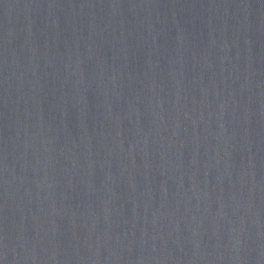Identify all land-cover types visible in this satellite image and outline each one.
<instances>
[{"label": "water", "instance_id": "95a60500", "mask_svg": "<svg viewBox=\"0 0 264 264\" xmlns=\"http://www.w3.org/2000/svg\"><path fill=\"white\" fill-rule=\"evenodd\" d=\"M0 264H264V0H0Z\"/></svg>", "mask_w": 264, "mask_h": 264}]
</instances>
